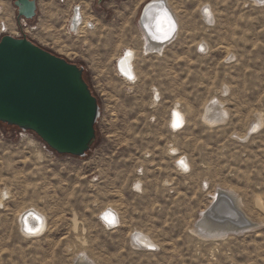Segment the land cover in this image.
Instances as JSON below:
<instances>
[{
    "label": "rangeland",
    "instance_id": "374dc122",
    "mask_svg": "<svg viewBox=\"0 0 264 264\" xmlns=\"http://www.w3.org/2000/svg\"><path fill=\"white\" fill-rule=\"evenodd\" d=\"M149 1L38 0L24 31L14 0H0V39L26 35L82 65L100 104L85 157L0 122V264H264V2L165 0L177 27L151 51L140 25ZM77 6L93 28L69 30ZM126 49L130 81L116 67ZM219 190L258 226L195 233ZM29 210L42 232L22 228Z\"/></svg>",
    "mask_w": 264,
    "mask_h": 264
},
{
    "label": "water",
    "instance_id": "95a60500",
    "mask_svg": "<svg viewBox=\"0 0 264 264\" xmlns=\"http://www.w3.org/2000/svg\"><path fill=\"white\" fill-rule=\"evenodd\" d=\"M160 4L144 6L140 19L143 29L149 12ZM14 5L19 18L34 20L38 14V0H14ZM84 71L82 65L45 49L26 35L4 34L0 39V122L36 133L58 154L85 157L97 137L100 104ZM223 192L218 191L214 201H221L210 205L200 221L220 226L232 223L240 230L238 233L257 227L249 219L241 220L246 216L240 210L238 216L233 212L224 214L223 200L236 208L231 200L234 195Z\"/></svg>",
    "mask_w": 264,
    "mask_h": 264
},
{
    "label": "bare ground",
    "instance_id": "6f19581e",
    "mask_svg": "<svg viewBox=\"0 0 264 264\" xmlns=\"http://www.w3.org/2000/svg\"><path fill=\"white\" fill-rule=\"evenodd\" d=\"M257 1L261 2V3L264 2V0H257ZM151 2H153V3H160L161 2V4L155 6L149 12L148 18L146 17V19L144 21V25L147 28V29L145 28L146 30L143 29L144 35L146 38V42H147L146 47L148 50H151V51H161L163 49L164 45L169 41V39L171 37H173V35L175 33V27H177L178 22L176 20V16L174 15L173 11L170 9V7L168 6V4L166 3L165 0H153ZM81 11L82 10H81L80 6H77V9H75V12H74L75 16H73V17L70 16L69 22H68V28L70 31H78L79 32V30H82V28L84 26H87L89 29L93 28V24L91 22H87L85 20ZM206 13H208V12H206ZM2 26H5V25H1L0 27H2ZM148 35L152 38V40H149ZM133 57H134V51L132 49H126L124 52H122L117 57V61H116V67H118V70H120L121 75L122 74L124 75L122 77H124L126 80L129 79V81H130L132 76L134 77V72L131 69L132 68L131 67V64H132L131 60L133 59ZM211 107L214 108L215 105H211L209 107V110L211 109ZM211 116H214V115H211ZM224 120H225L224 114L222 112H220V114L218 113V117L214 119V121H224ZM181 121H182L181 114L179 112H175L174 123L179 124V123H181ZM226 192L231 194L228 191H226ZM223 193H225V191ZM231 200H232V206L235 207L236 209H232L231 206H229L228 200L227 201L223 200L224 202L222 204L225 203V207H226V210H225L226 212H224V214H229L230 212H233L236 214V216H238L237 210H240V206H239L240 204L237 203L238 205H236L235 203H233L234 202L233 198H231ZM216 201H214L210 205H212V206H213V204L216 205L221 200H219L217 202ZM222 208L220 210H224ZM206 210H207V208H206ZM29 211H31V210H29ZM104 212H105L104 218H106L109 221L107 223L104 222V226L106 228H113L117 224V223H113L116 220V216H115L114 212L109 210V209L104 211ZM203 216H204V214H202L200 218L202 219ZM247 216L243 217V219H241V220L245 221V220L249 219ZM117 219H118V217H117ZM201 219H199V221L197 222V226L195 227L194 232L203 238L218 239V238L225 237L230 232H233V233L234 232L235 233L240 232V230L238 228H235L236 226H234L232 223H230V225H228V226H220V225L213 223V222L210 223L209 220H207V222L205 221V223H204V222L200 221ZM43 222H44V220H43L41 213H39L37 211L31 212L25 218L23 216L20 217V223H21L22 228H24L26 230V232H28L30 235L42 232V231H39V232H35V231L37 229L43 230L42 229V227L44 228V226H42ZM236 222L240 223L239 219H237ZM249 222H252V221L249 219ZM147 237L148 236L141 235V233L135 234V240L138 243H141L142 245H147V244L151 245L152 244L151 241H149L147 239ZM91 263L92 262L89 261L84 255H80L79 257H77L75 259L74 264H91Z\"/></svg>",
    "mask_w": 264,
    "mask_h": 264
},
{
    "label": "built area",
    "instance_id": "2783aa9c",
    "mask_svg": "<svg viewBox=\"0 0 264 264\" xmlns=\"http://www.w3.org/2000/svg\"><path fill=\"white\" fill-rule=\"evenodd\" d=\"M28 21H30V20H27V19H25L24 17H21V18H19V20L17 21V23L18 24H20L22 27H20V28H22L24 31H26V29H28ZM4 27V26H3ZM16 28L17 29H19V26H17V24H16ZM4 31H6L7 29H6V27H4V28H2ZM6 29V30H5ZM121 76H124L123 74L121 75ZM99 115H100V113H99ZM24 131V130H23ZM45 143V142H44ZM45 147H48L49 149H51L46 143H45ZM110 210V209H109ZM31 212H33V210H31V211H26V212H24L22 215H20V217L21 216H23L24 218L25 217H27V215H29ZM102 222L104 223H107V222H109L106 218H104V216H103V220H102Z\"/></svg>",
    "mask_w": 264,
    "mask_h": 264
},
{
    "label": "flooded vegetation",
    "instance_id": "af4514ba",
    "mask_svg": "<svg viewBox=\"0 0 264 264\" xmlns=\"http://www.w3.org/2000/svg\"><path fill=\"white\" fill-rule=\"evenodd\" d=\"M152 1V0H151ZM151 1H149V2H151ZM77 9V8H76ZM74 16H75V14H74Z\"/></svg>",
    "mask_w": 264,
    "mask_h": 264
},
{
    "label": "trees",
    "instance_id": "16d2710c",
    "mask_svg": "<svg viewBox=\"0 0 264 264\" xmlns=\"http://www.w3.org/2000/svg\"><path fill=\"white\" fill-rule=\"evenodd\" d=\"M84 77H85V75H84ZM8 125V124H7Z\"/></svg>",
    "mask_w": 264,
    "mask_h": 264
},
{
    "label": "snow or ice",
    "instance_id": "6c2138e0",
    "mask_svg": "<svg viewBox=\"0 0 264 264\" xmlns=\"http://www.w3.org/2000/svg\"><path fill=\"white\" fill-rule=\"evenodd\" d=\"M183 163V162H182Z\"/></svg>",
    "mask_w": 264,
    "mask_h": 264
}]
</instances>
